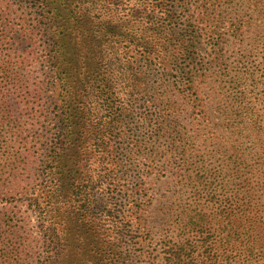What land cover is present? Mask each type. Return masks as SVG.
Returning a JSON list of instances; mask_svg holds the SVG:
<instances>
[{"label": "trees", "instance_id": "obj_1", "mask_svg": "<svg viewBox=\"0 0 264 264\" xmlns=\"http://www.w3.org/2000/svg\"><path fill=\"white\" fill-rule=\"evenodd\" d=\"M16 33L34 60L14 55ZM246 40L264 48V0H0V112L20 96L43 140L24 191L41 238L19 250L0 233V264H264V118L236 97V138L202 161L185 134L188 114L209 120L210 81L235 92ZM169 173L156 240L150 186Z\"/></svg>", "mask_w": 264, "mask_h": 264}, {"label": "rangeland", "instance_id": "obj_2", "mask_svg": "<svg viewBox=\"0 0 264 264\" xmlns=\"http://www.w3.org/2000/svg\"><path fill=\"white\" fill-rule=\"evenodd\" d=\"M14 9H18V6H14ZM249 35L253 37L252 34ZM11 37L10 43L15 50L14 55L29 57L30 60L37 57L30 47V42L23 39L19 33L13 36L11 34ZM252 43V40H246L241 51L236 52V55H240V61L238 58L231 59L236 61L232 64V69L239 77L234 86L235 92L230 93L227 90L229 85L224 86L221 79H215L212 84L210 81L205 91L206 94L202 95L207 101L209 120H199L194 115H187L185 134L198 137L196 147L199 150L201 161L208 158L207 153L216 152L220 146L230 147L233 139L236 138L235 132L240 129L238 122L228 124L226 121V116L236 117L237 112L245 111L237 106L235 109L230 108L231 103H235L236 97L238 101L245 103L249 111L264 118V48L256 46L255 42ZM207 51V45L198 46L201 57H205ZM36 63L35 60L30 66V75L33 77L37 75L34 73L37 69ZM225 89L228 92L225 93ZM2 107L3 111L0 112V233L4 237L12 233L11 239L16 246L19 245L20 250V244L24 239L30 243H37L41 238L37 215L27 207L24 191L28 184L38 179L39 161L37 158H39L43 140L35 141L27 138L26 129L30 127L25 126L23 120L24 116L30 113V109L23 106L20 96L19 105L9 100L2 104ZM2 117H7L13 122L1 132ZM221 152L223 153L224 150ZM218 157L219 154L217 156L215 154V158ZM226 158L229 156L227 155ZM216 163L220 164V162ZM172 173L166 177L153 176L150 186L156 199L149 216L151 231L155 234L156 240L162 237V232L167 231V208L176 201L175 193L179 189V186L176 187L177 179ZM98 200L101 208V203L106 201V197ZM25 231H27L26 234ZM21 263L19 260H12L9 264Z\"/></svg>", "mask_w": 264, "mask_h": 264}]
</instances>
